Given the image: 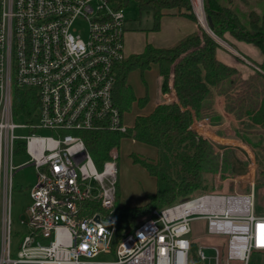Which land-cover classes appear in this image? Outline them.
Listing matches in <instances>:
<instances>
[{
	"label": "built area",
	"instance_id": "built-area-1",
	"mask_svg": "<svg viewBox=\"0 0 264 264\" xmlns=\"http://www.w3.org/2000/svg\"><path fill=\"white\" fill-rule=\"evenodd\" d=\"M119 2L0 0V264H191L192 244L201 262L248 264L252 252H264L253 182L248 193L202 192L152 209L113 245L117 153L98 168L81 133L129 128L114 100L116 67L127 58ZM18 92L34 96L28 112L15 114ZM18 129L29 133L17 136ZM17 154L28 158L19 167ZM25 165L34 167L36 181L13 258L12 177ZM195 221L224 240L197 245L190 237Z\"/></svg>",
	"mask_w": 264,
	"mask_h": 264
},
{
	"label": "trees",
	"instance_id": "trees-1",
	"mask_svg": "<svg viewBox=\"0 0 264 264\" xmlns=\"http://www.w3.org/2000/svg\"><path fill=\"white\" fill-rule=\"evenodd\" d=\"M127 2L120 0L119 7L124 8ZM135 2L140 11L151 16L153 31L159 29L161 18L169 10H176L181 16L196 22L189 0ZM231 4L232 0H228V6H223L219 0H203L205 19L211 23V32L225 42L224 35L228 33L236 40L257 46L264 53V12H250L249 29H245L237 21ZM219 48V44L199 27V32L186 36L170 47L157 48L147 44L141 53L132 54L117 65L114 100L121 112L129 111L134 102L140 109L147 105L148 96L137 99L127 78L131 71L143 72L152 65L158 70L161 95L170 92L172 77L177 102L161 100L149 114L136 116L133 126L125 133L108 130L81 133L98 168L110 158L112 150L118 149L124 137L156 149V160L152 163L134 158V162H138L155 180V193L148 196L145 206H120L117 186L112 212L116 228L114 246L128 229L134 228L152 209L164 208L206 191L208 179L204 173L214 174L217 170L214 153L210 142L192 128V122L194 118H213V90L219 89L220 94L225 96L227 112L235 119L242 122L244 116L249 117L251 123L264 129V73L241 82L237 79L235 68L217 59L216 51ZM258 67L264 71V63ZM233 76L237 77L234 79ZM34 105L33 95L22 92L15 94V114L28 112ZM88 208L94 210L97 205L90 203ZM190 261L191 264L200 263L196 256V244L191 246ZM248 264H264V252H252Z\"/></svg>",
	"mask_w": 264,
	"mask_h": 264
},
{
	"label": "rangeland",
	"instance_id": "rangeland-1",
	"mask_svg": "<svg viewBox=\"0 0 264 264\" xmlns=\"http://www.w3.org/2000/svg\"><path fill=\"white\" fill-rule=\"evenodd\" d=\"M189 2L197 25L202 28L193 10L191 0ZM219 2L223 6H228V0H219ZM231 8L233 13L236 14L239 24L243 28L249 29V13L255 12L261 14L264 12V0H232ZM173 11L175 10L166 12L171 13ZM124 16L127 31L124 35L123 44L124 53L127 57L132 54L141 53L147 44L155 47L174 45L183 36L191 33L190 30L196 26L195 22L185 17L164 16L160 20L159 29L153 31L151 16L140 11L135 0H128L124 7ZM204 28L202 29L204 30ZM216 40L220 42L221 39L215 37L214 41ZM221 41L220 43L217 42L219 46H225V41ZM250 47L254 53H260L256 46L250 45ZM248 58L254 60L253 56L248 55ZM258 66L255 65L254 70L264 73ZM237 74V79L242 82L241 74L238 72ZM233 77L235 79L237 76ZM127 80L137 99L145 95L149 98L148 104L143 109H140L135 102L129 111L125 112L124 123L128 127H132L135 117L150 112L158 99L157 86L159 79L157 67L152 65L149 70L143 72L133 70L129 73ZM248 118L244 116L242 122L235 119L236 122L238 121L232 128L235 135L226 133V136L222 138L225 143L210 142L217 170L214 174L204 173V176L208 179L205 192L222 194L234 192L248 193L250 188L249 183L253 182L254 214L264 215V129L259 127L258 124L251 123ZM14 120L16 123H24V120L21 118L16 117ZM198 126H195V131L203 129ZM208 131L215 135L214 130L211 128ZM28 133L29 131L26 129L15 131V135L17 136H26ZM38 133L41 135L50 134L49 131L44 130ZM233 136L245 140L247 143L234 144L232 143L234 140ZM219 145L223 149H219ZM246 147L251 155L248 154L245 149ZM115 151L117 153L119 205L125 207L145 206L148 202V196L155 193V181L138 162H134V158L152 163L151 160L156 157V149L152 146L136 142L131 138L124 137L120 140L119 147ZM27 160L28 158L25 155L17 154L13 159V163L19 167L25 164ZM35 181L36 171L31 165H25L18 169L12 177L13 190L11 193L10 218L12 234L11 256L13 258L16 256L18 242L24 234L25 208L30 203L28 189ZM192 229L190 237L195 240L197 245H216L224 240L221 236L207 234L204 221L193 222ZM204 253L206 257L213 255V252L208 249H205ZM105 259L111 260L110 257ZM199 264H208V262L207 260L204 262L200 261Z\"/></svg>",
	"mask_w": 264,
	"mask_h": 264
},
{
	"label": "crops",
	"instance_id": "crops-1",
	"mask_svg": "<svg viewBox=\"0 0 264 264\" xmlns=\"http://www.w3.org/2000/svg\"><path fill=\"white\" fill-rule=\"evenodd\" d=\"M164 16L184 17V16H181L176 10L171 12V13L166 12V14ZM195 23H196V26L194 29L190 30L191 33L183 36L181 39L185 38L186 36H188L192 33L199 32V26L197 25V22H195ZM224 36H225V40H226V42H225L226 45L220 46V48L217 49V51H216L217 59L220 62H222L223 64H225L229 67L235 68L236 71L239 74H241V77H242L241 80H243V81L248 80L249 78H251L257 74H261V73H259V71L257 72V70L256 71L254 70L255 69L254 66L264 63V53H262L257 46L256 47L258 48L260 53H256V52L254 53V51L250 47V45H253V44H249V43H246L243 41L236 40L232 36H230L228 33H226ZM181 39H179L178 41H180ZM171 46H173V44ZM168 47H170V46H168ZM157 48H164V47H157ZM248 55L253 56L254 60L248 58ZM158 79H159V77H158ZM127 83H128V80H127ZM157 87H158V94L159 95H158V99L156 100L151 111L156 106V104L158 102H160L161 100H165L168 102H172V101L177 102L176 95L174 93V90L172 89V77L170 79V92L168 94H165V95L160 94V92H159V81H158ZM212 93H213L212 109H213L214 118H204L202 120H198L197 118H194L193 122H192V128L195 129V126H198L199 124H201L198 127L203 128L204 131H203L202 135L206 140H209V142H214V143H225L222 140V138L226 136V133H230L232 135H235L232 128L234 125H236L238 123V121L236 122L235 118L227 112V109H226V107L228 105L227 99L225 98V96L223 94H220V90L219 89H218V91L213 90ZM150 112H148L144 115H147ZM207 122H208V124H207ZM209 128L214 130L215 135L211 134L208 131ZM238 141H240V142H238ZM232 143L239 145L238 143L243 144L245 142L243 140H241L240 138L234 137V140ZM218 147H219V149L222 148V146H220V145ZM245 149H247V147ZM156 155H157V153H156ZM155 160H156V157L154 159H152L151 161L154 162Z\"/></svg>",
	"mask_w": 264,
	"mask_h": 264
},
{
	"label": "bare ground",
	"instance_id": "bare-ground-1",
	"mask_svg": "<svg viewBox=\"0 0 264 264\" xmlns=\"http://www.w3.org/2000/svg\"><path fill=\"white\" fill-rule=\"evenodd\" d=\"M191 4L201 26H204L206 28L202 0H191Z\"/></svg>",
	"mask_w": 264,
	"mask_h": 264
},
{
	"label": "water",
	"instance_id": "water-1",
	"mask_svg": "<svg viewBox=\"0 0 264 264\" xmlns=\"http://www.w3.org/2000/svg\"><path fill=\"white\" fill-rule=\"evenodd\" d=\"M205 25H206V28H204V26H202V28H204V31L210 36V37H212L214 40H215V35L211 32V23H210V21L208 20V22L206 21V19H205ZM217 38V37H216ZM216 42H218V43H220V42H222L221 40H220V42L218 41V40H216ZM224 43V42H223Z\"/></svg>",
	"mask_w": 264,
	"mask_h": 264
}]
</instances>
